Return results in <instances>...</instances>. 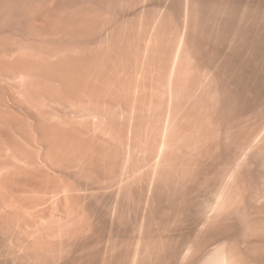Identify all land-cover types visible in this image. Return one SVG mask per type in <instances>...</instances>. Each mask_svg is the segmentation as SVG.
Here are the masks:
<instances>
[{
  "label": "bare ground",
  "instance_id": "bare-ground-1",
  "mask_svg": "<svg viewBox=\"0 0 264 264\" xmlns=\"http://www.w3.org/2000/svg\"><path fill=\"white\" fill-rule=\"evenodd\" d=\"M5 1L0 14L10 10L5 19L0 15V33H17V38L9 34L14 42L7 46L0 41V91L17 90L25 101L20 94V104L14 99L19 119V113L13 114L17 102L8 108L10 100L0 97V160H7L0 161V168L6 165L0 169V202L9 208H0L1 242L25 243L26 258L35 264H162L169 259L161 256L163 244L168 247L166 240L175 237L183 242L179 247L172 243L176 257L170 248L174 262L166 260L168 264H264V0ZM12 7L16 14L10 13ZM30 33L38 34L39 43L28 40ZM86 104L89 113L100 117L85 123L83 112L84 123H79L73 113ZM103 119L107 121L99 124ZM82 125L90 128L86 133L105 131L103 139L93 133L90 140L84 128L80 131ZM120 150L131 153L123 164V159H111ZM48 171L63 183L58 186L52 178L60 187L53 196L62 193L70 204L65 209L63 202L58 211L63 208L68 216L71 206L79 215L74 213V223L83 222L82 227L72 229L69 216L71 229L59 228L67 219L62 222L55 216L63 214H54L49 217L53 223L45 222L52 229L57 220V230L48 233L45 227L43 235L36 229L39 212L49 209L48 198L42 199L53 188ZM211 176L215 185L206 184H213L214 198L209 192L201 195L203 182L200 195L194 194L199 187L192 182L197 187ZM43 178L49 188L45 180L41 186L36 182ZM186 180L194 188L193 198L184 188ZM19 182L28 190L25 186L35 183L45 193L33 184L30 188L38 190L30 193L42 197L22 196L28 190H15ZM181 186L180 192L191 197L181 196ZM196 195L208 199L199 202ZM160 197L169 198L173 216ZM184 197L188 202L197 198V207L191 208L194 202L183 206ZM159 199L166 210L159 211L172 216L163 229L161 214L154 212ZM43 202L46 208L40 206ZM53 203L48 206L55 212ZM194 208L199 221L191 217ZM104 213L117 219L119 227ZM126 222L134 223L140 236L128 237L130 243L127 238L115 242L132 235ZM77 234L85 238L76 239ZM5 248L0 264L4 258L10 264H30ZM157 257L163 260L157 262Z\"/></svg>",
  "mask_w": 264,
  "mask_h": 264
},
{
  "label": "rangeland",
  "instance_id": "rangeland-1",
  "mask_svg": "<svg viewBox=\"0 0 264 264\" xmlns=\"http://www.w3.org/2000/svg\"><path fill=\"white\" fill-rule=\"evenodd\" d=\"M8 1H9V0H8ZM8 1L6 0L5 3L8 2ZM13 1H14V0H10L11 4H14V3H16V4H22V3H24V2H21V1H23V0H15L14 2H13ZM17 1H18V2H17ZM24 1L26 2L27 0H24ZM10 2H9V3H10ZM1 3H2V0L0 1V5H2ZM3 3H4V1H3ZM11 4H6L7 6H3V7L7 8L8 6H12ZM8 8H9V7H8ZM12 8H13V7H12ZM12 8H11V9H12ZM0 9H1V6H0ZM14 9H15V8H13V10H11V12H10L11 14H16V12H15ZM6 10H7V9H6ZM6 10H2V11H4V13H1V14H0V15H2V18H4V19H5L6 17H8L7 13L9 12L10 8H9L7 11H6ZM3 15H4V16H3ZM9 23H10V22L8 21V22H6V24H5V29H6V30H7V28H8V27H6V26H9V27H10V25H8ZM10 24H11V23H10ZM9 30H10V29H8L7 31H9ZM4 34H6V35H4ZM9 34H12V33H10V32H9V33H2V34L0 33V41H1V40H4V41H1L2 43H5V42L7 41V42L5 43L6 45L4 44L5 46L9 45V44L11 43V41L14 42V40L17 38V37H15V36H17V33L12 34V35H14L15 38L11 37V35H9ZM39 34H41V35L43 36L44 33H39ZM47 34H48V33H46V35L44 34V36L47 37V36H48ZM1 35H3V38H2ZM8 35H9L12 39H14V40H12L11 38H9ZM28 35H29V34H28ZM28 35H27V36H28ZM31 35H32L33 37H32ZM34 35H35V36H34ZM34 35H33V33H30V35H29L30 37L28 36V37H29V38H28V37L26 36V38H28L29 41H32V40L35 39L33 42H37V43H39V42H38V39H39V38H38V34H37V33H34ZM5 36H7V37H5ZM42 36H41V39H42ZM44 36H43V37H44ZM35 37H36V38H35ZM31 38H32V39H31ZM33 38H34V39H33ZM37 38H38V39H37ZM44 38H45V37H44ZM36 39H37V40H36ZM9 40H11V41H9ZM92 42H93V41H92ZM92 44H93V43H92ZM93 45H94V44H93ZM11 46H12V45H11ZM2 72H4L3 74L5 75V73H6L7 71H6V72H5V71H2ZM0 81H1V80H0ZM2 81H3V80H2ZM0 83L2 84V82H0ZM3 84H4V83H3ZM4 85H6V84H4ZM0 86H2V85H0ZM4 88H5V89H3V90L1 89V91H0V92H1V93H0V97H1V99H3V98L6 99V100L8 99L7 101L10 100V107L8 106V108H11V105H14V103L16 104L17 101H18L19 104H20V98H21V101L24 100V98H22L23 96H21L22 93L18 92L17 90H12V91H11V90H9V89L6 88V87H4ZM6 89H7V90H6ZM3 91H4V92L6 91L5 94H6L7 97L5 96V94H2V93H4ZM7 92H8V93H7ZM12 92H13V93H16V92H17V93H16V94H13ZM9 93H10V94H9ZM11 94H12L13 96H12ZM19 94H20V95H19ZM1 95H2V96H1ZM18 95H19V97H20V96H21V97L19 98ZM23 95H24V94H23ZM3 96H5V97H3ZM10 97H11V98H10ZM12 97H13V98H12ZM17 98H18V99H17ZM14 99H16L17 101L15 100V101H16V102H15ZM22 99H23V100H22ZM24 101H25V100H24ZM13 102H14V103H13ZM18 102H17V104H18ZM6 103H7V105H9V102H6ZM11 103H13V104H11ZM17 104L15 105L14 109H13V106H12V109H13L14 111H16L15 113L12 112V113L15 114V115L19 113V112L17 113V111L20 109V108L17 109V107H19V104H18V105H17ZM16 106H17V107H16ZM84 106H86V107H85V108H84V107H82V108L80 107L79 109H76V108L74 107V109L78 110V111H76V110H74V111H76V113H78V112H79V113H78V114L73 113V114H75V116H76L79 120H77L76 117H75V118H76V119H75V118L72 116V114L70 113V114H71L70 116H72L71 118H72L73 120L75 119V121L77 120V122L79 121V123H84V122H85V123H88V122L91 123L94 119H98V118L100 117L99 115L96 116V114L89 113V110H91V106L89 107V105H87V104L84 105ZM15 108H16L17 110H16ZM86 108H88V109H86ZM81 109H83V111H81ZM10 110H11V109H10ZM11 111H12V110H11ZM36 111H37V110H36ZM74 111H73V112H74ZM87 111H88V112H87ZM83 112H86L87 117H86V114L83 113ZM90 112H93V111H90ZM37 113H39V111H38ZM82 113L84 114V116H83ZM79 114H80V115H79ZM90 114H91V115H90ZM18 115H20V116H18L19 119H20V117H22V114L19 113ZM35 115L39 116V114H36V113H35ZM37 116H34V117L36 118ZM70 116H69V117H70ZM80 116H81V118H80ZM90 116H93V118L90 117ZM98 116H99V117H98ZM14 117H15V116H14ZM39 117H40V116H39ZM59 117L61 118L62 116H59ZM69 117H68V120H69V121H73V120H71V118L69 119ZM83 117H84V118L86 117V118H87V121H86V118H85V120H84ZM94 117H95V118H94ZM16 118H17V117H16ZM64 118H65V117H64ZM91 118H92V119H91ZM17 119H18V118H17ZM22 119H23V117H22ZM82 119L84 120V122H82ZM88 119H89V120H88ZM90 120H91V122H90ZM97 121H98V120H97ZM106 121H107V119H106ZM106 121H105V119H103V120L98 121V122H100L99 124H104ZM65 122H66V121H65ZM96 126H97V125H96ZM83 128H84V131H82ZM87 128H88V127H87ZM87 128H85V127L82 125V129H81L80 131L84 132V135L87 136V138H90V137L93 135V133H94V136H92V137H97V138H98V136L100 135L101 131H100V133H99L98 131H97L98 133H97V132H93V133H92V130H91V132L86 133L88 130L90 131V128H89V129H87ZM99 129H100V128H99ZM85 130H86V131H85ZM19 131H21V133H20V132L18 133V131H17V133L22 135V131H23V130L20 129ZM24 132H25V130H24ZM15 133H16V132H15ZM91 133H92V134H91ZM95 133H96V134H95ZM102 133H103V132H102ZM102 133H101V134H102ZM104 133H105V131H104ZM104 133L102 134L103 136H104ZM18 134H16V136L19 137L20 135H18ZM89 135H90V137H88ZM95 135H96V136H95ZM19 138H20V137H19ZM99 138H100L99 140H102V139H103V137H101V135L99 136ZM90 140H91V138H90ZM93 142H94V141H93ZM93 142H92V143H93ZM6 147H7V146H5V151L7 150ZM3 150H4V149H3ZM5 151H4V152H5ZM17 151H18L17 154H18V155L20 154V155H19L20 157H21V155H22V157L26 156V153H24L25 155L22 154L23 151L20 150L21 153L19 152V150H17ZM184 151H187V152H188V150H184ZM6 152H7V151H6ZM123 152H125V153H122L121 150H120V152L118 153V156H115V157H113V158H111V159H114V161L116 160V161H118L119 163H121V160L123 159L121 164L125 163V162L127 161L126 158H129V157L131 156V155H129V154H131L132 151H131V149H130V152H131V153H128V152L126 153V150L123 151ZM187 152H186V153H187ZM123 154H124V155H123ZM1 155H2V154H1ZM1 155H0V156H1ZM3 155H4V154H3ZM27 155H28V154H27ZM29 155H30V154H29ZM29 155H28V156H29ZM121 155L124 156V157L122 158ZM127 155H128V156H127ZM126 156H127V157H126ZM4 157H7V156L4 155ZM29 157H31V156H29ZM116 157H119L120 160L117 159ZM125 157H126V158H125ZM1 159H2V160H0V161H3V159H4L3 156L1 157ZM7 159H8V158H7ZM25 159H26V157H25ZM180 159L187 160L188 158H185V159H184V158H180ZM4 160H5V159H4ZM8 160H11V159H8ZM34 160L36 161L35 158H34ZM125 160H126V161H125ZM12 161H13V159H12ZM14 161H15V160H14ZM35 161H34V163L36 164L37 162H35ZM3 162H7V160H6V161H3ZM148 162H149V161H148ZM0 163H1V162H0ZM21 164H22V163H21ZM35 164H34V165H35ZM2 165H3V168L6 166V165L4 166V163H3ZM37 165H38V164H37ZM37 165H35V166H37ZM0 166H1V165H0ZM38 166H39V165H38ZM3 168H0V169H3ZM4 169H5V168H4ZM6 169H7V167H6ZM177 169H179L178 166H177ZM47 170H50V169L47 168ZM51 170H53V169H51ZM51 170H50V171H51ZM0 171H2V170H0ZM4 171H6V170H4ZM4 171H3L2 173H4ZM50 171L47 172V175L49 174V175H48L49 178H48V179L45 178V179L49 180V183L51 182V183L53 184V188H49V186H48L49 184L46 183L47 180H45L44 178H43V179H40V180H41V184L39 183L40 180H39V182H38V180H37L36 182L41 186L42 183H43V180H45V184H44V185H47L48 188H49V190H51V192L53 191V189L55 190L56 188H57V190H58V189L60 190V187L58 188V186H59L60 184H63V183H61V182H62V181H61V178H59V177L56 176V178H57V180H56L57 183H56V181H55V182H52V181H53L52 178H53L54 180L56 179L55 176H54V175H56V174L54 173V175L52 176V175H50V173H49ZM179 171H180V170H179ZM53 172H54V170H53L51 173H53ZM0 174H1V173H0ZM218 175H220V177H221L219 180H217L218 177H219ZM218 175H217L218 177H216V175L214 176V177H216V179H215L213 176L210 177V179L212 178L211 180H209V177H208V180H206L205 178H203L204 181H202V179H201V181H200L201 183L199 182V186H197V187H196V185H197L198 183H196V182H192V181H191L192 183H194V185L191 183V184H192V187L194 186L195 189H197V188L199 187L198 190L193 191L194 188H191V184H189L190 181H187V180H186L187 182L184 183V184L187 185V186H185V185H184L185 187H184V186H181V187H182L181 189H179L180 187H178L177 190L179 189V192H180V191H182L184 188H186V189L188 188V189H187L188 191H190V192L193 191V192H195L194 194H197L196 192L198 191V194L200 195V192L203 190V189H201V188H203V187H202V186H203V185H202V182H203V184H204V183H205V184H206V183H210L211 181H212L213 184H214V180H217V181L220 182V180L222 179V176H221V174H218ZM51 176H52V177H51ZM187 178H188V177H187ZM206 178H207V177H206ZM213 178H214V180H213ZM58 179H60L59 181H61L60 184H59V182H58ZM50 180H51V181H50ZM205 180H206V181H205ZM173 181H174V182L171 181V182H172V185H174V183H175V179H173ZM176 181H178V180H176ZM184 181H185V180H183V182H184ZM208 181H209V182H208ZM217 181H215V183H217ZM212 182H211V183H212ZM16 183H18V182H16ZM21 183H22V182H19L20 185L17 184V187L20 188V189H18V188H16V187H14V189L16 188L15 190H18V192H19V191L21 192V191L24 190V189H27V190H28V188H24V187H23L24 184H21ZM55 183H56V185H58V184H59V185L56 187V186L54 185ZM33 184L39 188V185H37V184H35V183H33ZM33 184H29L28 186L26 185L25 187H29V190L31 191V193L34 194L35 192H33V191H35V189H36L37 187H36V188H35V187H34V188H30V185H31V186H34ZM177 184H178V182H176L175 185H177ZM188 184H189V185H188ZM200 184H201V186H200ZM213 184H212V185H213ZM21 185H23V186H22V187H19V186H21ZM50 185H51V184H50ZM172 185H171V186H172ZM212 185H209L210 188L207 189V191H206L205 188H208V187H209V186H207V184H206V185L204 186L205 188H204V190H203L204 193H203V191H202V194H201V195H202V196H203V194H204V196H207L208 194L210 195V193L213 192V191H212V190H213V187H212V190H211V186H212ZM214 185H215V184H214ZM189 186H190V188H189ZM42 187L44 188V186H42ZM55 187H56V188H55ZM173 187H174V186H173ZM176 187H177V186H176ZM176 187H175V188H176ZM183 187H184V188H183ZM21 188H22V189H21ZM38 188H37L36 190H38ZM31 189H32L33 191H32ZM186 189H185V190H186ZM189 189H190V190H189ZM191 189H193V190H191ZM27 190H26V191H27ZM29 190H28V192H27L26 194H23V193H22V192H24L25 190L22 191V192H21L22 196H23V195L26 196V195L29 193V195H31V199H32V198H34V199H38V197H33V196H35V195H32V194L30 193ZM44 190H45V189H42V190H41V189L39 188V190H38L37 192H40V191L42 192V191H44ZM57 190H55V191H57ZM200 190H201V191H200ZM210 190H211L212 192H211ZM55 191H53V192H55ZM199 191H200V192H199ZM15 192H16V191H13V194H15ZM37 192H36V193H37ZM51 192H50V191L47 192V189H46V196H45V197H42L40 194H36V195L39 196V199H40L41 197H42V199H43V198L45 199L46 197L48 198V200H47V198H46V200L48 201V204H46V203H45V204H46V207H49V209L46 208V207H44V205H45L44 202H43V205H42V203H39V204H41L40 206H42L43 208H46L47 210H46V209L43 210V208H42V207H39V206H38L39 208H37L38 210H40L41 208H42V210H43L42 213L39 212V216H40V218H42L41 216H43V215H44V216H43L42 219H40L39 217H37L38 219L36 218V220H38V223H37V221H36L35 226L38 227V228H36V229H39L40 231H41V229H42L43 235L45 234L44 231L46 232L47 229H49V228L51 229L50 226H49V227H47V226H48L49 223H50L49 220L51 221L52 217H54V214H55V215H56V214H57V215H59V214H63V215H61V216L59 215L61 219L59 218V216H55L56 219L58 218V220H61L62 222H63L65 219H67L66 221H69V222L64 221L63 223H60V222H61V221H60L59 223H60L61 225H60V224L58 225L57 220H56V223L54 222V224L58 225L57 227L60 228V226H61V227H64V226H65V229H66L67 226H68L67 229L70 228V227H69V224H70V226H71V223H74V221H73L74 218L76 219V217H75L74 215H75V214H76V216L78 215V213H76V211H72V210H74V209H71V206H70V209H68V210H69V212H68L69 215L66 216L67 212H64V213H65V216H64L63 211H64L65 209H67L66 206H67V205L69 206L70 204H67V205H66V203H65V199H63V197L61 196L62 193H59V194H56V196H55V195L53 196V192H52V194H50ZM58 192H61V191H58ZM182 192L184 193V190H183ZM182 192H180V193H181V196H182V194H183ZM185 192H186V191H185ZM193 192H191V193H192V197L190 196L191 194H190L189 192H187V193H185V194L188 195V196H190L191 198H193ZM206 192H207V193L209 192V193L207 194ZM24 193H25V192H24ZM44 193H45V191H44ZM47 193L49 194V196L51 195L53 198H52L51 196L48 197V196H47V195H48ZM205 193H206L207 195H206ZM16 194L20 195V194L17 193V192H16ZM41 194H42V193H41ZM54 194H55V193H54ZM44 195H45V194H44ZM57 195H59V196L62 197V198H58ZM183 195H184V194H183ZM186 195H184V196L186 197ZM199 195L194 196V197H197L199 200H198L197 198H195L196 200L193 201V200H190L191 198H189V202H188V201H187V200H188V197H187V198L184 197V198H185L184 201L182 200V199H184V198H181V199L178 198V200L180 199L183 203L180 202V200L178 201L177 199H176V201L182 203L183 206H185V203H187V202H188L189 204H190V202H194V205H193V203L190 204V205H191V208L193 209L194 206L197 207L195 201L198 200L199 202H201V201H203L205 198L208 199L207 197H204V198H201V201H200V196H199ZM202 196H201V197H202ZM26 197L29 198L30 196H26ZM182 197H183V196H182ZM51 198H52V199H51ZM55 198H58L59 200H57V199H55ZM210 198H211V199L214 198L213 195H212V196L210 195ZM39 199H38V200H39ZM50 199H51V200H50ZM53 199H54V201H52ZM62 199H63V201H62ZM160 199H162V201H163V199L165 200V199H167V198L160 197ZM160 199H159L158 202L161 201ZM168 199H169V198H168ZM168 199H167V200H168ZM211 199H209V200H211ZM38 200H37V201H38ZM46 200H43V201L47 202ZM49 200L52 201V202H50L51 204L49 203ZM55 200H56V201H59V202L57 203ZM167 200L163 201V203H162V201H161V202H160V205H159V203H158L157 206H160V207H156V208L154 209V212H156V211L158 210L157 212L161 214L160 216H158V218H159V217H160V218H161V217L163 218L164 216H166V217L163 218V221H162V218H161V226H162V229H163V225L166 223L165 221H168V220L173 216V214H174V213H172L173 211H172V209H171V208H172V205H171L172 203H171V201L169 200L171 204L169 203V201H168V203H169V204H168V203H167ZM185 201H186V202H185ZM23 202H24V201H23ZM39 202H42V201H39ZM53 202H54V203H53ZM55 202H56L57 204H55ZM63 202H64L65 204H64ZM178 202H176V203H178ZM199 202H197V203L200 204ZM0 203H2V202H0ZM52 203H53V205L55 204L56 207L54 206V208H55V210L57 209V210H56L57 213H55L56 211L54 212V210H53V211L51 210L52 208H50V206H52ZM59 203H61V204H59ZM62 203L64 204V206H62V207H63V208L65 207V209L60 208V209L63 210V211L59 210V211L62 212V213H59L58 209H59V207H60L61 205H63ZM117 203H118V202H117ZM161 203H162L163 205H164L165 203L167 204V206L169 205L168 208H169L170 210H169V209H168V210L171 211L172 216H169V215H171V213H168L169 211H167L166 213L163 212L164 214L160 212L161 209L163 208V205H162ZM5 204H9V203H8V202H5L4 205H5ZM49 204H50V206H48ZM58 204H59V206H58ZM166 204H165V205H166ZM170 205H171V206H170ZM186 205H188V204H186ZM1 206H3V203H2V205L0 204V208H1ZM6 206H8V205H5V207L3 206L4 209H5V210H6V208L9 209V208L6 207ZM57 206H58V208H57ZM68 206H67V207H68ZM167 206H165V207L167 208ZM3 207H2V209H3ZM23 207H24V208H27V207H25V206H23ZM28 207H30V205H28ZM52 207H53V206H52ZM161 207H162V208H161ZM170 207H171V208H170ZM54 208H53V209H54ZM72 208H73V207H72ZM159 208H161V209H159ZM4 209H3V210H4ZM116 209H117V208H116ZM151 209H152V208H151ZM151 209H150V211H151ZM163 209L165 210V208H163ZM194 209H195V208H194ZM48 210H50V211H52V212H54V213H52V212H50V211H48ZM68 210H66V211H68ZM117 210H118V209H117ZM152 210H153V209H152ZM159 210H160V211H159ZM164 210H162V211H164ZM190 210H191V209H190ZM165 211H166V210H165ZM194 211H196V209H195ZM194 211H193V212H194ZM46 212H50V213H52L53 215H52V214H49V213H47L48 215L43 214V213H46ZM71 212H72V215L70 214ZM105 212H106V211H105ZM157 212H156L155 214H157ZM191 212H192V211H191ZM193 212H192V213H193ZM40 213H41V215H40ZM74 213H75V214H74ZM192 213H190V215H191ZM105 214H106V213H104V215H105ZM107 215L109 216V217H107L108 222H111V221H115V222H116L117 219L114 220V217H113L112 215H109V214H107ZM107 215H105V216H107ZM126 215H128V213H126ZM158 215H159V214H158ZM163 215H164V216H163ZM50 216H52V217L49 218ZM69 216H70V218L72 219V220H71V223H70V220H69V218H68ZM111 216H112V217H111ZM153 216H154V214H153ZM193 216H194V217H193ZM193 216H191V217H192V219L194 218V219H193L194 221H199L198 219H200V216L197 214V211H196V214L193 213ZM62 217H64L65 219L63 218V219H64V220H63ZM73 217H74V218H73ZM110 217L112 218L111 220H110ZM46 218H47V219H46ZM55 218H53V220H54ZM77 218H79V215H78ZM160 218H159V219H160ZM165 218H167V219H165ZM39 219H40L41 221L44 219V220L42 221V222H44V223H41ZM47 220H48V221H47ZM45 221H47V222H49V223H46ZM54 221H55V220H54ZM157 221H158V220H157ZM159 221H160V220H159ZM65 222H66V223H65ZM76 222H79V221L76 220ZM80 222H81V220H80ZM164 222H165V223H164ZM177 222H178V221H177ZM177 222H175V223H177ZM39 223H40L41 225H43V226H41ZM51 223H53V221H51ZM113 223H114V222H113ZM119 223H120V222L118 221V224H119ZM163 223H164V224H163ZM175 223H173L174 227H175V226H178V223H179V222L177 223V225H175ZM36 224H38V225H36ZM47 224H48V225H47ZM54 224H53V225H54ZM66 224H68V225H66ZM79 224H80V223H79ZM79 224L74 223V225L71 226V227H73L72 229H74V226H76V225H78L79 228L82 227L81 224L84 225L83 222H81L80 225H79ZM115 224H117V222H116ZM118 224H117V225H118ZM132 224H133V225L129 226V224H127V222H126V225H128V226L124 225L129 233L132 232V233H131L132 235H130V236H126V237L124 236L123 239H122V237H119L115 242H118V240H120L119 242H125V243H126V238H127V243H128V242H129L128 239H129L131 236H133V234H135L134 237L137 236V235L140 236V234H141L140 230H137V232H136V230L134 229V228H135V227H134V223H132ZM45 225H46V226H45ZM50 225H52V224H50ZM56 225H54V228H53V226H52V229H51V230L49 229V230H50V231H53V229L57 230V229H56ZM119 225H120V224H119ZM119 225H118V227H119ZM173 225H172V226H173ZM40 226H41L42 228H41ZM78 226H76V227L78 228ZM124 226H122V227H124ZM132 226H133V227H132ZM172 226H171V227H172ZM179 226H180V225H179ZM39 227H40V228H39ZM45 227H47V228H46V230L43 231V229H44ZM116 227H117V226H116ZM186 227H187V226H186ZM176 228H177V227H176ZM179 228H180V227H179ZM70 229H71V228H70ZM75 229H76V228H75ZM123 229H124V228H123ZM128 229H129V230H128ZM172 229H174V228H172ZM177 229H178V228H177ZM184 229H185V228H184ZM49 230H47L48 233H49ZM55 230H54V231H55ZM143 230H144V229H143ZM165 230H166V229H165ZM134 231H135L136 233H135ZM163 231H164V230H163ZM163 231H161V232L163 233ZM42 232H41V233H42ZM0 233H1V232H0ZM81 233L83 234L84 232H81ZM129 233H128V234H129ZM139 233H140V234H139ZM2 234H3V233H2ZM2 234H0V237L2 236ZM45 235H46V234H45ZM78 235H79V234L76 235V239H78ZM83 236H84V238H85V235H79V239H81ZM3 237H4V235H3L1 238H3ZM80 237H81V238H80ZM128 237H129V238H128ZM1 238H0V242H1ZM120 238H121V239H120ZM124 238H125V239H124ZM173 238H174V239H173ZM173 238H172L173 240H168V239L166 240V239H165L166 241H168L167 244L169 245V246L167 247V245H165L166 243L163 244L165 250H166V247L168 248V249L166 250L167 252L164 250L163 247H162V249H163L164 251L161 250V252H162V251L164 252V254H163V253L161 254L162 257H163V255L168 256L169 259H166L167 261H168V260H172V261H173L174 258L171 259L170 256L175 255L174 250L177 251L176 248L179 247L180 244H182V242H183L182 240H181L182 242H180V240L176 239L175 237H173ZM23 239H25V238H23ZM26 239H27V238H26ZM30 239H31V238H28L27 240H28L29 242H31ZM4 240H5V239H2L3 242H4ZM20 240H21V239H20ZM134 240H135V238H134ZM177 240H178L179 242H178ZM130 241H131V240H130ZM170 241H171V243H169ZM3 242H1V243L3 244ZM6 242H7V243H6ZM10 242H11V245L14 243L13 241L5 240V242H4L5 246L3 245V249H0V252H1V251L4 252V248H5L6 245L9 244ZM12 242H13V243H12ZM131 242H132V241H131ZM129 243H130V242H129ZM172 243H173V244L176 243V246H177V247H176L175 245H173ZM22 244H23V242H21L19 246H18V243H16V244L14 243V244H13V245H15V247H16V246L20 247L21 250H20L19 248H18V249H17V248H13L14 246H13V245L10 246V244H9V246L7 245V248H5V249H7V250L10 249V251H9L8 253H10L11 255H12V253H13L14 257H15V254L19 255V256L16 255V257H18L19 259L15 257V258L18 259V260H21V257H22V258L24 257L23 260H22L23 263H25L26 260H27L28 263L30 262V264H35V263H32V262H34L32 257L29 256V260H30V261L28 260V258H26V256H28V255H26L28 249L25 247V243H24V245H22ZM156 244H157V246H158V243H156ZM170 244H171V247H170ZM177 244H178V245H177ZM21 245H22L23 247H21ZM144 246H145V245H144ZM8 247H10V248H8ZM127 247H129V248L132 249V247H130V246H127ZM174 247H175V248H174ZM1 248H2V247H1ZM11 248H12V249H11ZM30 248H31V247H30ZM30 248H29V249H30ZM143 248H144V247H142V249H143ZM170 248H171L172 250H171ZM13 249H15V252H17V251H19V252L14 253V252H13V251H14ZM169 249H170V250H169ZM179 249H180V248H179ZM179 249H178V250H179ZM11 250H12V253H11ZM16 250H17V251H16ZM24 250H26V251H24ZM30 250H31V249H30ZM168 250L170 251V256H169V254H168V253H169ZM5 251H6V250H5ZM28 251H29V250H28ZM172 251H173V252H172ZM2 252L0 253V254H1L0 256H3V253H2ZM24 252H26V254H25ZM18 253H19V254H18ZM20 253H22V254H20ZM178 253H179V252H178ZM171 254H173V255H171ZM20 255H21V257H20ZM23 255H25V256H23ZM133 255H134V253H133ZM175 257H176V255H175ZM177 257H178V255H177ZM2 258H3V257H2ZM166 258H167V257H166ZM179 258H181V257L179 256L178 258H175V261H178ZM31 259H32V260H31ZM131 259H132V257H131ZM154 259H155V261L157 260V262L163 260L161 257H160V258L157 257V258H154ZM176 259H177V260H176ZM2 260H3V259H2ZM2 260H1V261H2ZM4 260L6 261V263H5V261H3L2 263L8 264L7 262H9V260H8L7 258H4ZM7 260H8V261H7ZM158 260H159V261H158ZM166 260H165V261L163 260L161 263H162V264H165V263L168 264ZM180 260H181V259H180ZM180 260H179V261H180ZM129 261H130V259H129ZM172 261L170 262V264H172V263L174 262V261H173V262H172ZM179 261H178V263H179ZM18 262H19V261H18ZM130 262H131V264H133L132 260H131ZM163 262H165V263H163ZM14 263H15V261H14ZM153 263H154V262H153ZM175 263H177V262H175ZM175 263H173V264H175ZM9 264H10V262H9ZM40 264H41V263H40ZM154 264H157V263H154Z\"/></svg>",
  "mask_w": 264,
  "mask_h": 264
}]
</instances>
